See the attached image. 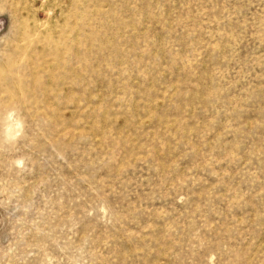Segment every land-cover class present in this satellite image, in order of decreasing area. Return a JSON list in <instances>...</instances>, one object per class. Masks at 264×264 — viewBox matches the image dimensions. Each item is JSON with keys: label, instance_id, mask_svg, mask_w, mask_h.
Instances as JSON below:
<instances>
[{"label": "rangeland", "instance_id": "374dc122", "mask_svg": "<svg viewBox=\"0 0 264 264\" xmlns=\"http://www.w3.org/2000/svg\"><path fill=\"white\" fill-rule=\"evenodd\" d=\"M0 264H264V0H0Z\"/></svg>", "mask_w": 264, "mask_h": 264}]
</instances>
